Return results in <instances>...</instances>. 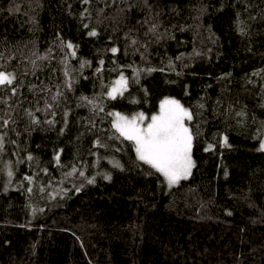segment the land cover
<instances>
[{"label": "trees", "instance_id": "obj_1", "mask_svg": "<svg viewBox=\"0 0 264 264\" xmlns=\"http://www.w3.org/2000/svg\"><path fill=\"white\" fill-rule=\"evenodd\" d=\"M171 98L168 187L113 117ZM263 139L264 0H0V264H264Z\"/></svg>", "mask_w": 264, "mask_h": 264}, {"label": "rangeland", "instance_id": "obj_2", "mask_svg": "<svg viewBox=\"0 0 264 264\" xmlns=\"http://www.w3.org/2000/svg\"><path fill=\"white\" fill-rule=\"evenodd\" d=\"M119 89L120 84L114 83L109 96L121 93ZM187 116L186 110L171 98L161 102L157 113L149 118L115 114L113 127L122 137L132 140L136 157L161 171L167 186L173 187L187 179L192 170ZM260 149L264 151V139Z\"/></svg>", "mask_w": 264, "mask_h": 264}]
</instances>
